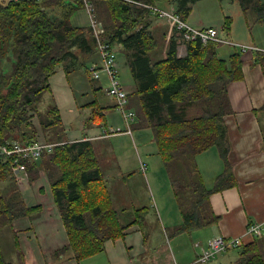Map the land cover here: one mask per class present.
<instances>
[{"label": "trees", "instance_id": "1", "mask_svg": "<svg viewBox=\"0 0 264 264\" xmlns=\"http://www.w3.org/2000/svg\"><path fill=\"white\" fill-rule=\"evenodd\" d=\"M70 1L0 3V143L8 137L23 143L35 142L38 130L63 127L57 106L49 104L40 110L39 102L50 91L49 79L58 64L69 57L73 64H81V56L95 51L90 27L75 26L69 21L83 1ZM88 1L104 25V39L121 45L134 82L128 93V106L137 115L134 127L151 129L157 154L180 206L182 221L171 234L217 223L219 216L211 208L210 195L236 183L234 165L228 158L231 142L224 117L231 111L228 85L243 78L242 52L233 47L235 51L223 58L219 51L217 54L222 44L188 42L186 55L178 56L177 42L170 38L166 56L154 60L150 54L159 44L145 26L149 10L137 3L154 4V0ZM197 1L200 0H169L176 4L175 10L184 20ZM231 1L239 4L244 17L264 23L263 1ZM230 25L231 19L226 16L221 31L224 36ZM255 53L257 59L264 58L263 52ZM64 69L69 70V65ZM57 136L52 132L45 138L46 142L56 143L51 151L43 152L38 160L20 159V163L29 182L35 181L40 171L49 181L67 234V243L53 252L54 257L78 262L100 252L107 240L122 237L131 225L143 228L147 207L135 209L130 220L123 222L121 211L112 203L93 142H70ZM262 139L264 146V134ZM211 147L218 150L223 169L207 187L190 160ZM14 158L0 155V182L13 179ZM40 210V205L27 206L21 199L6 197L0 186V231L5 224L32 217ZM15 244L21 258L17 240ZM0 264H11L1 244ZM237 264H264L262 243L254 240L245 244Z\"/></svg>", "mask_w": 264, "mask_h": 264}, {"label": "crops", "instance_id": "2", "mask_svg": "<svg viewBox=\"0 0 264 264\" xmlns=\"http://www.w3.org/2000/svg\"><path fill=\"white\" fill-rule=\"evenodd\" d=\"M201 1L193 4L186 21L195 27L221 28L224 19L210 18L209 11L213 8L209 9L210 7ZM261 1L264 2V0ZM71 2L66 0L65 3ZM224 3L233 5L234 1L226 0ZM153 5L164 9H175L176 7V4L169 0H154ZM54 10L56 9L53 8ZM237 18L232 21L226 37L236 42L240 40L239 42L264 48V26L259 22H254L251 16L246 18L243 14H238ZM237 24L247 31L246 35L241 36L242 40L234 38L239 37L235 34ZM72 25L88 26V22L85 25ZM145 26L151 30L159 44L151 52V58L157 51H161L160 58L166 56L164 54L168 51L170 38H174L177 42L178 56L186 55L188 42L181 37L171 22L149 12ZM256 29L257 34L254 35ZM162 41H165L163 47ZM117 47L123 55L121 45L117 44ZM223 47L225 45L221 46V51H219L223 58H227L236 49L234 48L233 51V46L229 45L222 49ZM241 56L243 78L228 85L227 95L231 111L224 117L231 142L228 158L234 165L236 183L232 187L210 195L211 208L219 216L217 223L175 235L171 232L176 225L181 223L182 217L174 193H172V200L168 199L162 203L159 198L158 205H153L157 212L159 210L158 214L152 208V203L149 210L146 188L141 180V175L144 173L141 170V164L146 166L145 172L150 166L153 181H156L161 190H165V180L161 181L154 176L155 169L166 171L167 176L168 173L157 154L152 131L150 130L149 133L147 129L134 127L137 121L132 124L137 137L143 139L144 134L150 137V161L144 163L139 161L142 157L137 148L133 151L129 147L130 136L123 133L105 136L104 132H109V130L122 132L124 124L122 117L119 118L116 113L112 98L106 94V76L102 74L98 80H93L86 71L90 63H99L97 52L81 56V64H73L70 57L64 63L58 64L49 79L50 91L46 92L42 98L45 100V107L49 104L57 106L68 141L90 140L93 142L113 205L121 211L122 217L124 215L132 217L135 209L146 206L145 223L143 228L136 224L131 225L124 231L122 237L107 240L100 252L81 261L77 262L73 258H56L53 252L67 243V234L55 205L49 181L45 173L40 171L39 177L33 182L27 179L21 181L10 179L0 182L6 197L21 199L27 206H41L38 214L17 219L2 227L0 244L3 255L5 254L2 238L4 233H6V241L9 240L14 249L11 259H5L11 264H133L132 260L139 257L137 264H173L175 262L189 264L194 262L200 247L207 244L211 238L218 235L236 237L244 233L249 223L264 221V146L262 139L264 134V107H262L264 105V58L257 59L255 52L241 53ZM116 62L118 66L117 58ZM65 65H69V70L64 69ZM121 83L127 93L134 88L132 81L131 86ZM101 107L104 109L99 113ZM94 109L97 112H94ZM142 148L145 153L149 152L148 146L143 144ZM218 156V150L211 147L190 160L207 187L212 186L215 177L223 169V162ZM129 157L133 159V162ZM180 171L186 177L184 170ZM168 184L173 192L169 176ZM124 186H128L129 189ZM166 192H168L167 189ZM157 214L161 223H158ZM149 232L150 246L147 242ZM169 236H172V242ZM15 240H17L21 258L18 257ZM254 240L261 242L264 249V234L259 238L246 236L245 244ZM165 242L169 246H166ZM242 247L220 253L205 264H237Z\"/></svg>", "mask_w": 264, "mask_h": 264}, {"label": "built area", "instance_id": "3", "mask_svg": "<svg viewBox=\"0 0 264 264\" xmlns=\"http://www.w3.org/2000/svg\"><path fill=\"white\" fill-rule=\"evenodd\" d=\"M19 0H0L1 2H14ZM83 7L88 18V27H90L94 42L95 51L99 56V63H90L86 71L90 74L93 80H98L102 74L106 76L108 86L106 94L112 98L116 110L121 114L124 124V130H109L105 131V136L123 133L129 136L132 135V124L137 121L136 112L128 106V93L123 88L119 80V71L116 62L117 53L113 48V44L104 39L105 28L101 20L98 19L94 6L88 0H82ZM137 2L134 0H128ZM151 14L158 18L165 19L171 22L181 37L186 42H200L205 45L209 42H216L222 45H229L236 47L239 51H260L264 53V48L254 44H244L235 42L232 39L223 35L221 30L216 27H195L182 19L175 9H164L153 4H143ZM7 140V139H6ZM5 144L0 143V155L3 157H15L12 162L11 172L15 180L21 181L27 178V173L24 166L20 163V159L38 160L43 152L52 150L56 143L42 141H35L31 143H23L19 141H6ZM141 170L144 172L146 166L141 164ZM264 234V221L249 223L242 235L236 237H224L221 235L211 238L207 244L200 247L199 253L196 255L194 262L189 264H205L220 253L227 252L232 249H237L246 243L245 237L251 236L259 238ZM197 246V244H195ZM173 264H178L177 262Z\"/></svg>", "mask_w": 264, "mask_h": 264}, {"label": "rangeland", "instance_id": "4", "mask_svg": "<svg viewBox=\"0 0 264 264\" xmlns=\"http://www.w3.org/2000/svg\"><path fill=\"white\" fill-rule=\"evenodd\" d=\"M201 2H205L204 4H206L208 7H210L209 9H212L213 8V10H210L209 11V17L210 18H213V19H215V18H223L225 20V17L228 16L231 19V24H232V21H234L235 18L238 17V14H242L239 4L237 2H235V1H234L233 5H227L226 3H224V2H226V0H202ZM70 16L71 17H70L69 21H70L71 24L85 25L86 22H88V20H87V14H86V11H85V9L83 7H79L77 9H75ZM237 20H240V19L237 18ZM260 24H262L264 26V23H260ZM237 25H238V27H235V34L237 36H239V37H234V38H236L237 40H239V39H241V36L242 35H246L247 34L246 33L247 31L243 27H240V24H237ZM218 29L222 31V26H221V28H218ZM253 34L254 35L257 34V29H256V31ZM233 41H235V40H233ZM239 41H237V42H239ZM164 43H165V41H162V47H163V44ZM240 43H242V42H240ZM227 46L228 45H225V47H223L222 49L226 48ZM162 47H161V49H162ZM113 48L115 49L116 53H117V50H118V53H117V61H118V70H119V74H118L119 75L118 76L119 77V80H120V82H123L127 86L128 85L131 86L132 85L131 84V81H132L133 84H134V82H133V78H132V75L130 73V70H129L128 66L125 64L124 55L120 54L119 49L117 47V44L113 45ZM167 50H168V48H167ZM232 50L234 51L233 48H232ZM218 51H221V49L219 48ZM247 52H252V51H246V52H243L242 54L247 53ZM159 54H161V51L155 52L152 55V58L153 59H161L160 56H159ZM164 55H166V54H164ZM107 86H108V83L106 84V87ZM106 87H104V89ZM44 103H45V100L44 99H42L39 102V109L40 110H43L44 109V107H45V104ZM132 109L134 110V108H132ZM116 113L118 114V116L120 118L121 114L117 110H116ZM146 129L149 130V133H150V130L151 129L150 128H145L144 130H146ZM52 132H55V134H57L58 135L57 137H59V138H66L65 127L58 126V127L51 128V129H47V130H43V131L38 130V138L37 139L39 141L45 140V138L51 137ZM127 136H129V135H127ZM130 138H131V142L129 141V143H128L129 144V147L133 151H136V148H137L140 156L142 157L141 160H139V161H142L144 163H147L148 161H150V140H149L150 137H148L147 134H144L143 135V139H141V138L137 137L136 130L133 129L132 135L130 136ZM132 139H134V141H132ZM6 141L12 142V141H14V139L11 138V137H8ZM5 143L6 142L4 141V144ZM143 144L145 146H148L147 149H148L149 152H146L145 153L143 151V148H142V145ZM213 149L216 150V147H213ZM129 158H131V157H129ZM131 162H133V159L132 158H131ZM139 165H140V162H139ZM165 172L166 171H164L162 169H161V171H159L158 169H155V171H154V176L155 177H158L161 181L162 180H165V184H164L165 185V190H163V189L161 190L160 187H159V185L156 183V181L155 180L153 181V177L150 175V166H149V170H147L146 172L144 171V173H142L143 175H141V180L143 182L144 187L146 188V190H145L146 193L145 194H146V197L149 200L148 201V203H149V210H150V204L152 203L151 204L152 205V208H154L156 210V212H157V209L153 205L154 204L155 205H158V199L159 198H161V202L162 203L163 202H166L168 199H171L172 200V193L173 192L171 191V189L169 187V184H168V176H167V174ZM13 179H14V177H13ZM124 188L129 189L128 186L127 187L124 186ZM166 189L168 190V192H166ZM165 194H167V196ZM172 202H174V201H172ZM154 209H152V210L154 211ZM158 212H159V210H158ZM158 214H157V218L159 220L158 223H161ZM130 218H131V215H124L121 219H122L123 222H126V221L130 220ZM164 221L166 222V219L165 218H164ZM166 226H168L167 223H166ZM166 229H169V228H166ZM163 237H164V235H163ZM2 238H3V243H4V251H5V254L4 255H5V258L7 260H10L11 257H12V252H14V249L12 247V244L9 242V240H8V242L6 241V233H4L2 235ZM169 239L172 242V236H169ZM164 241H165V238H164ZM147 242H148V246H150V232H149V235H147ZM147 242H146V245H147ZM166 246H169V245L166 243ZM234 252L236 253V250ZM138 258L139 257L134 258L132 260V263L133 264H137L138 261H139Z\"/></svg>", "mask_w": 264, "mask_h": 264}]
</instances>
